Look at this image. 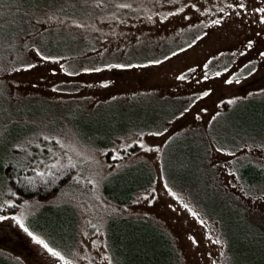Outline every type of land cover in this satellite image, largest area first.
Here are the masks:
<instances>
[{
  "label": "rangeland",
  "instance_id": "obj_1",
  "mask_svg": "<svg viewBox=\"0 0 264 264\" xmlns=\"http://www.w3.org/2000/svg\"><path fill=\"white\" fill-rule=\"evenodd\" d=\"M87 1L0 0V127H8L0 140L24 131L19 156L38 171L72 165L48 198L1 190L0 254L16 264H111L107 216L132 214L144 219L139 230L165 229L182 264H264V238L252 233L240 249L234 239L230 258L216 219L232 224L218 202L235 204L264 235V13L256 11L264 0ZM28 30L40 36L13 41ZM116 110L162 126L131 125L109 150L96 146L90 131ZM140 160L153 183L129 204L108 200L110 167L137 161L130 166L141 180ZM248 163L260 170L250 182L241 174ZM61 201L78 209L75 240L51 247L40 213Z\"/></svg>",
  "mask_w": 264,
  "mask_h": 264
},
{
  "label": "trees",
  "instance_id": "obj_2",
  "mask_svg": "<svg viewBox=\"0 0 264 264\" xmlns=\"http://www.w3.org/2000/svg\"><path fill=\"white\" fill-rule=\"evenodd\" d=\"M89 1L91 0H88L86 3H89ZM31 31L23 32L22 37H19V39L16 37L12 39L17 44H20L22 41H34L31 39L32 36L36 33L40 36V32ZM25 118V121H30ZM16 120L20 123L24 121L20 119ZM16 120L12 122H17ZM116 122L121 125L116 124ZM144 123L138 116L124 119L119 110H116L114 117L105 125L106 128L101 129L95 126L90 131L91 139L89 140L96 144V146H104L109 150L116 142L114 134L118 132L122 133L130 129L131 125V127L142 126L151 129H159L162 126V123L159 122L155 125L154 121L148 122V124L150 123L149 125ZM7 128L1 129L0 127V131L4 130L8 132L6 131ZM23 132L21 130V133H15L13 135L4 133L5 136L3 135L0 140V194L1 190L5 188L9 190L8 192H4V197L14 196L15 200L24 198H48L53 193L58 192L68 181L72 172V165L70 163L65 164V162H60L59 164L55 163L57 166L53 164L43 171L36 170L35 165L33 166L27 158L25 160L19 156L21 149L16 145L15 140L18 139L16 135L22 134ZM140 161H143L142 163L146 166V171L141 180L137 177L138 173L133 174L135 172L130 166L135 164L134 161L122 162L123 164L116 168L113 165L110 167L102 182V193L108 200L114 201L119 205L129 204L133 201L137 193L148 188L153 183L156 174L152 166L146 160ZM248 164L244 167L241 174L245 178L248 175L251 179L247 182H250L253 179L252 176L258 177L260 170L254 166V163ZM120 167L123 168L120 169ZM251 169L253 172H251ZM59 203L62 204H57L55 208L43 209L40 213L47 220V222L44 221L45 226H42L44 228L42 236L51 247L54 246L52 245L54 243L58 244L59 247L62 246V243H60L62 241H67L68 243L72 241L71 244H73L75 239L72 236V232L79 221L78 209L76 210L73 204L65 201ZM218 203L224 207L227 206L233 217L231 218L233 219L232 224L226 226L225 222H222V220H225V217L223 215H216L225 242V249L230 258L235 256V250L232 246L234 239L238 240L236 245L240 249L242 245L247 246L249 236L252 233L264 238L261 231H258L256 228L251 229L252 226H249V221L243 217V213L239 207L224 201ZM0 208L1 210L7 209L6 207ZM138 220L144 219L143 217L139 218L132 214H110L107 216L105 222V240L111 257V264H182L169 233L165 229L155 225L153 227L150 226V230H139L141 222L136 223ZM141 226L145 227L144 225ZM133 247L138 249H132ZM3 260L5 263L8 260L10 264H16L13 258L0 254V264L3 263ZM253 264H257V261H253Z\"/></svg>",
  "mask_w": 264,
  "mask_h": 264
},
{
  "label": "snow or ice",
  "instance_id": "obj_3",
  "mask_svg": "<svg viewBox=\"0 0 264 264\" xmlns=\"http://www.w3.org/2000/svg\"><path fill=\"white\" fill-rule=\"evenodd\" d=\"M121 7H130L129 5H121ZM240 7H244L243 4L240 5ZM182 10V9H181ZM257 12H261V13H264V8H259L256 10ZM261 22L264 23V16L261 17ZM213 23L215 24H218L220 23L219 20H216V21H213ZM251 43V42H250ZM262 56H264V53H261ZM43 59L47 60V59H50L49 57H43ZM157 63H159V61H157ZM28 67H34V65H28ZM111 67H122L121 65H113ZM18 70V69H17ZM95 71H100V69H95ZM217 75H219V73H217ZM180 79H182L183 77H179ZM231 82V81H229ZM205 95H207V93H205ZM115 158V157H114ZM74 166V165H73ZM6 217H3V216H0V220L2 219H5ZM19 223V221H17ZM21 227H23V225H21ZM26 232H28V229L25 228L24 229ZM28 235L29 236H32L33 240L38 243V244H41L45 249H47V251L52 255V256H55V257H59L60 256V253L59 252H56L54 251L52 248H50L48 246V244H46L43 240H40L38 239L36 236H34L31 232H28ZM218 242V241H217Z\"/></svg>",
  "mask_w": 264,
  "mask_h": 264
},
{
  "label": "bare ground",
  "instance_id": "obj_4",
  "mask_svg": "<svg viewBox=\"0 0 264 264\" xmlns=\"http://www.w3.org/2000/svg\"><path fill=\"white\" fill-rule=\"evenodd\" d=\"M76 166V165H75Z\"/></svg>",
  "mask_w": 264,
  "mask_h": 264
}]
</instances>
